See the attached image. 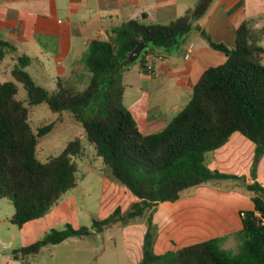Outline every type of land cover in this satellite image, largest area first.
<instances>
[{
    "label": "trees",
    "instance_id": "trees-1",
    "mask_svg": "<svg viewBox=\"0 0 264 264\" xmlns=\"http://www.w3.org/2000/svg\"><path fill=\"white\" fill-rule=\"evenodd\" d=\"M212 1L200 0L188 14L167 25L148 24L143 15L114 29L109 41H93L83 59L90 79L82 91L59 83L57 91L48 92L26 71L31 63L27 57L19 58L12 71L15 82L0 81V200L13 203L12 224L23 228L44 217L77 186L78 167L73 158L84 150L79 138L59 156L44 163L38 159V140L54 128L52 123L33 129L29 123V108L41 104L79 122L115 182L138 199L126 212L118 207L108 217L93 220L91 227L68 224L63 230L53 229L42 240L15 251L16 260L19 255L34 256L68 239L83 240L112 225L147 217L138 264H264V225L256 215H264V187L257 182L247 186L254 194L255 211L244 213L236 252L223 249L220 238L164 254L154 250L153 215L159 204L179 200L185 190L229 178L207 167L212 152L234 133H241L256 145L257 159L264 154V65L250 23L240 25L233 48L201 31L208 45L224 53L227 61L203 73L190 102L161 132L143 134L123 104L124 72L139 61L145 73L146 56L178 48ZM140 43L145 48L131 62L129 57ZM20 87L26 92L23 101L18 98Z\"/></svg>",
    "mask_w": 264,
    "mask_h": 264
},
{
    "label": "crops",
    "instance_id": "crops-1",
    "mask_svg": "<svg viewBox=\"0 0 264 264\" xmlns=\"http://www.w3.org/2000/svg\"><path fill=\"white\" fill-rule=\"evenodd\" d=\"M199 1L0 0V44L9 46L0 47V81L15 82L12 71L19 58L27 57L31 63L26 71L33 79L31 72L53 82L55 91L59 83L72 87L85 73L83 59L93 41H109L114 29L141 20L143 15L148 24L167 25L188 14ZM246 21L250 25L264 23V0H213L193 23L196 33L185 38L178 52L146 56L150 72L146 69L143 73L139 62L136 68L143 94L131 114L143 134L164 130L190 102L203 73L227 61L224 53L208 45L201 31L216 43L233 48L236 32ZM190 46L192 53L186 58ZM124 86L123 99L127 91ZM256 149L247 137L234 133L207 160L210 171L229 178L185 190L179 200L157 206L153 215L158 227L154 244L157 254L217 238L222 239L223 249L238 250L241 214L255 211L254 194L247 186L257 182L264 187V154L257 159ZM103 183L104 207L114 211L124 205L127 209L138 201L122 185L105 177ZM137 258L142 259V252Z\"/></svg>",
    "mask_w": 264,
    "mask_h": 264
},
{
    "label": "rangeland",
    "instance_id": "rangeland-1",
    "mask_svg": "<svg viewBox=\"0 0 264 264\" xmlns=\"http://www.w3.org/2000/svg\"><path fill=\"white\" fill-rule=\"evenodd\" d=\"M251 26L257 44L262 49L263 58L262 53L260 58L264 65V23L258 25L254 23ZM195 29L193 26L192 32L181 38L180 46L184 44L186 37L196 33ZM180 46L172 52H178ZM138 64L139 61L124 72L123 80L127 91L123 104L130 113H134L133 109L137 108L136 104L143 94L140 75L136 68ZM83 68L85 73L82 74L79 83L72 86L76 91L84 90L89 82L90 73L85 65ZM31 75L48 92L56 90L53 82L42 80L35 72H31ZM18 98L21 101L26 98V92L22 87ZM29 123L33 129L54 124L53 130L38 140L37 156L43 163L59 156L74 139L81 140L84 150L73 158L78 167L77 186L69 190L48 214L23 228L11 223L15 213L13 203L8 199L0 200V264H138L141 260L137 257L143 251L142 241L144 242L148 228L147 217L138 218L125 225L118 223L106 228L101 234L83 240L71 238L59 245L45 247L37 255L28 257L19 255V259H15V251L42 240L53 229L63 230L68 224L75 228L91 227L93 220L108 217L113 210L103 206V178L109 179L111 183H117L102 159L97 157L94 147L88 143L82 125L68 113L55 114L47 104L33 106L29 108ZM130 207L124 209L123 205L121 209L126 212ZM155 229L156 239L158 235L156 225L153 226L154 233Z\"/></svg>",
    "mask_w": 264,
    "mask_h": 264
},
{
    "label": "water",
    "instance_id": "water-1",
    "mask_svg": "<svg viewBox=\"0 0 264 264\" xmlns=\"http://www.w3.org/2000/svg\"><path fill=\"white\" fill-rule=\"evenodd\" d=\"M145 45L143 43H140L131 53L129 60L131 62H135L138 60V58L140 57L142 51L144 50Z\"/></svg>",
    "mask_w": 264,
    "mask_h": 264
},
{
    "label": "built area",
    "instance_id": "built-area-1",
    "mask_svg": "<svg viewBox=\"0 0 264 264\" xmlns=\"http://www.w3.org/2000/svg\"><path fill=\"white\" fill-rule=\"evenodd\" d=\"M191 53H192V46H190L189 48H188V50H187V53H186V58H189L190 57V55H191ZM146 68H147V71H151V67H148V66H146ZM256 215L258 216V218H259V221H260V223L262 224V225H264V215L263 214H261V213H256ZM241 217H245V215L244 214H241Z\"/></svg>",
    "mask_w": 264,
    "mask_h": 264
}]
</instances>
